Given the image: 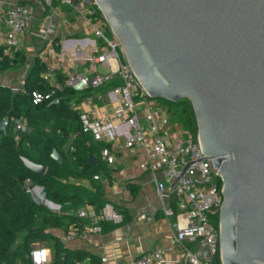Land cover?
<instances>
[{"label": "water", "instance_id": "1", "mask_svg": "<svg viewBox=\"0 0 264 264\" xmlns=\"http://www.w3.org/2000/svg\"><path fill=\"white\" fill-rule=\"evenodd\" d=\"M97 2L150 96L192 102L198 140L222 177L223 263L264 264V0Z\"/></svg>", "mask_w": 264, "mask_h": 264}, {"label": "built area", "instance_id": "2", "mask_svg": "<svg viewBox=\"0 0 264 264\" xmlns=\"http://www.w3.org/2000/svg\"><path fill=\"white\" fill-rule=\"evenodd\" d=\"M46 2L66 5L75 13L76 21L88 26L95 44L85 58L70 60L64 52L58 51L53 41H49L47 54L52 57V62L47 63L42 77L49 82L52 91L46 94L34 91V102L48 99L55 91L66 88L86 93L80 102L70 101L71 107L80 111L82 131L93 140L106 143L101 157L108 164L116 161L111 145L117 141L121 146L140 147L144 155L140 169L150 173L165 217L174 220L170 245L143 251L134 264H224L219 227L212 216L220 211L224 201L222 177L213 160L203 152L198 135L195 139L182 124H172L160 101L150 96L97 0ZM31 15V8L25 4L0 11V24L5 22L12 30V35L5 38L6 51L10 54L21 50V38L30 25ZM46 22L42 19L40 26L45 27ZM77 64H82V69H74ZM98 101L103 105L99 106ZM15 127L21 131L30 130L23 120H18ZM94 177L100 179L101 176L96 174ZM25 182L26 191L36 202L55 211L63 210L61 203L47 198L43 185L30 178ZM171 196H174L173 204ZM66 213L90 217L91 224L88 228L72 225L64 236L65 242L100 233L102 220H122V215L110 202L105 203L101 213H90L88 206ZM176 248L179 257L168 259V251ZM31 255L33 264H48L50 259L47 247L33 249Z\"/></svg>", "mask_w": 264, "mask_h": 264}, {"label": "trees", "instance_id": "3", "mask_svg": "<svg viewBox=\"0 0 264 264\" xmlns=\"http://www.w3.org/2000/svg\"><path fill=\"white\" fill-rule=\"evenodd\" d=\"M28 63L23 51L10 54L6 46L0 44V72L20 70ZM46 69L47 63L35 56L18 90L0 83V120L5 117L10 120L7 132L0 131V264H33L31 252L35 242L53 245L54 259L49 264H76L86 255L66 248L53 232V229L67 231L73 223L78 224V216L36 202L26 191L27 178L43 185L46 196L62 207L77 209L90 204L101 213L107 202L103 184L94 177L108 170V163L101 157L106 143L95 141L82 131L80 111L70 105L72 100L80 102L86 93L66 88L35 103L34 91L44 94L52 91L49 82L42 77ZM56 98L59 101L53 102ZM157 100L167 107L171 119H179L177 122L197 138L198 126L189 98ZM18 120L25 121L30 130L16 129ZM54 150L62 156L61 161L52 156ZM91 155L97 159L95 163L89 160ZM24 157L46 165V172L32 171ZM219 213L212 215L217 227ZM105 222L101 221L102 228Z\"/></svg>", "mask_w": 264, "mask_h": 264}, {"label": "crops", "instance_id": "4", "mask_svg": "<svg viewBox=\"0 0 264 264\" xmlns=\"http://www.w3.org/2000/svg\"><path fill=\"white\" fill-rule=\"evenodd\" d=\"M16 4H25L32 10L30 25L21 38V51L27 55L29 63L20 70L0 72V83L21 87L35 56H39L46 63H51L52 57L47 54L49 41H53L58 51L64 52L70 60L85 58L88 51L94 47L95 41L88 26L76 21L75 13L66 5L59 2L49 4L46 0H0V11H5ZM42 19L47 20L43 28L40 26ZM11 35L9 25L5 22L0 24V44L5 45V38ZM46 35L47 37H44ZM74 69H82V64L75 65ZM97 103L99 106L103 105L102 101ZM162 107L168 113L172 124L180 125V122L170 118L167 107L163 104ZM108 108L111 109L110 106ZM111 147L116 155V161L114 164H108V170L100 174L101 177L97 180L105 188L107 202L112 203L122 215V220L120 222L106 220L100 233L80 236L68 242L64 241V236L70 228L67 231L53 229L66 248L86 253L76 264H134L143 251L170 245L174 220L169 221L165 217L161 209V198L157 194L156 184L151 180L150 173L140 169V163L144 159L141 148L121 146L118 141ZM80 182L90 184L87 180ZM170 201L174 203V196L170 197ZM83 206H88L90 213H97L93 205ZM64 208L66 207L60 212L77 211L80 207L66 210ZM78 218L80 220L76 225L80 228L90 226V217ZM33 246V249L47 247L50 254L48 264L53 261L54 250L51 243L35 242ZM179 255L180 252L176 248L168 251L167 258L173 260ZM105 257L107 260L103 261Z\"/></svg>", "mask_w": 264, "mask_h": 264}, {"label": "rangeland", "instance_id": "5", "mask_svg": "<svg viewBox=\"0 0 264 264\" xmlns=\"http://www.w3.org/2000/svg\"><path fill=\"white\" fill-rule=\"evenodd\" d=\"M20 88V86H14V89L18 90ZM177 121H180L179 119ZM48 198V197H47ZM49 199V198H48Z\"/></svg>", "mask_w": 264, "mask_h": 264}]
</instances>
